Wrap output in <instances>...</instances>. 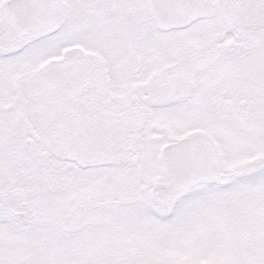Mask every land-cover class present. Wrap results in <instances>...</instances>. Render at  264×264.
Masks as SVG:
<instances>
[{
    "label": "snow or ice",
    "instance_id": "6c2138e0",
    "mask_svg": "<svg viewBox=\"0 0 264 264\" xmlns=\"http://www.w3.org/2000/svg\"><path fill=\"white\" fill-rule=\"evenodd\" d=\"M0 264H264V0H0Z\"/></svg>",
    "mask_w": 264,
    "mask_h": 264
}]
</instances>
